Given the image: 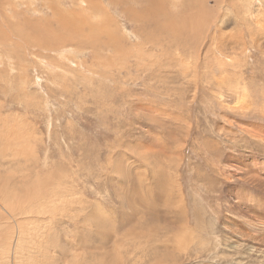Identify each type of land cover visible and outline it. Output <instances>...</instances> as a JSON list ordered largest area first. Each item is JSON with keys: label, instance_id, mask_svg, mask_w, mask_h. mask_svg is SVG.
<instances>
[{"label": "rangeland", "instance_id": "374dc122", "mask_svg": "<svg viewBox=\"0 0 264 264\" xmlns=\"http://www.w3.org/2000/svg\"><path fill=\"white\" fill-rule=\"evenodd\" d=\"M0 264H264V0H0Z\"/></svg>", "mask_w": 264, "mask_h": 264}, {"label": "bare ground", "instance_id": "6f19581e", "mask_svg": "<svg viewBox=\"0 0 264 264\" xmlns=\"http://www.w3.org/2000/svg\"><path fill=\"white\" fill-rule=\"evenodd\" d=\"M162 19V18H161Z\"/></svg>", "mask_w": 264, "mask_h": 264}]
</instances>
